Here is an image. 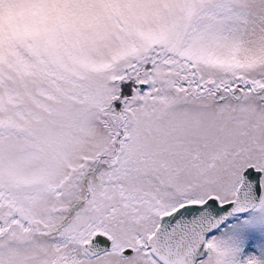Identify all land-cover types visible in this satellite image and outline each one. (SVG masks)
I'll use <instances>...</instances> for the list:
<instances>
[{
    "label": "snow or ice",
    "instance_id": "1",
    "mask_svg": "<svg viewBox=\"0 0 264 264\" xmlns=\"http://www.w3.org/2000/svg\"><path fill=\"white\" fill-rule=\"evenodd\" d=\"M0 264H264V0H0Z\"/></svg>",
    "mask_w": 264,
    "mask_h": 264
}]
</instances>
